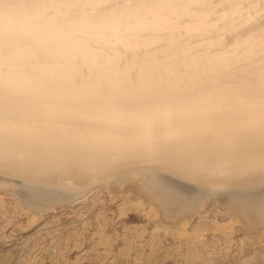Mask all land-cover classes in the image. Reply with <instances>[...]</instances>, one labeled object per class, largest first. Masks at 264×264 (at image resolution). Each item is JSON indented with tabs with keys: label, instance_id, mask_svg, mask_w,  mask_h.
I'll use <instances>...</instances> for the list:
<instances>
[{
	"label": "bare ground",
	"instance_id": "6f19581e",
	"mask_svg": "<svg viewBox=\"0 0 264 264\" xmlns=\"http://www.w3.org/2000/svg\"><path fill=\"white\" fill-rule=\"evenodd\" d=\"M0 174L264 222V0H0Z\"/></svg>",
	"mask_w": 264,
	"mask_h": 264
},
{
	"label": "rangeland",
	"instance_id": "374dc122",
	"mask_svg": "<svg viewBox=\"0 0 264 264\" xmlns=\"http://www.w3.org/2000/svg\"><path fill=\"white\" fill-rule=\"evenodd\" d=\"M18 179L0 174V185L12 186L0 188V264H264V222H249V226L243 219L247 224H242V218L238 219L223 202L220 204L219 194L203 196L194 205L186 204L190 209H180L179 200L160 208L154 199L158 202L153 207L154 200L149 196L152 205L145 196L150 205L146 206L142 191L131 188L134 178L121 176L114 179L120 185L111 183V179L100 180L82 190H72L68 201L54 202L48 196L50 200L44 195L35 196L19 185ZM112 184L118 189L123 186L122 191L117 187L113 191ZM126 185H130L128 190L140 193L141 197L137 196L143 199V205L131 197L133 192L129 193ZM14 189L18 193L12 192ZM33 197L37 203L30 207L26 200ZM151 206L163 212H155ZM164 210L178 212L175 217L169 214L170 218L166 216L168 211L162 216ZM180 211L194 214L191 218ZM179 214L183 220L176 219ZM177 220L185 222V227L176 225Z\"/></svg>",
	"mask_w": 264,
	"mask_h": 264
},
{
	"label": "water",
	"instance_id": "95a60500",
	"mask_svg": "<svg viewBox=\"0 0 264 264\" xmlns=\"http://www.w3.org/2000/svg\"><path fill=\"white\" fill-rule=\"evenodd\" d=\"M160 177V179H158V178ZM157 177H155L153 180H156V183L158 184V185H160V182L161 183H164L165 184V186L163 187L164 189L167 187V185L170 187H172V188H174V189H176V188H179V186L177 185L178 183L177 182H175V181H173V180H171V179H168V178H162V176H157ZM163 181V182H162ZM157 184H154V190L155 191H157V192H162L163 190L162 189H160V187H157ZM177 185V186H173V185ZM151 185H153V184H151ZM30 188H32V190H35L36 192H40L41 194H39V195H44V196H48L50 199H52L54 202H59V201H68V200H70L71 198H72V196H73V194L70 192L68 195H66V196H60V194H53L54 192H56V187H50V186H43V187H40L39 189H36L35 187H30ZM166 191H167V193H169L168 192V188L167 189H165ZM53 194V196H51Z\"/></svg>",
	"mask_w": 264,
	"mask_h": 264
}]
</instances>
